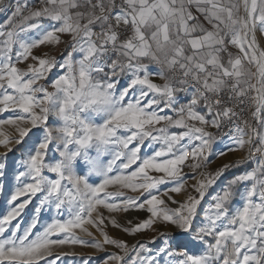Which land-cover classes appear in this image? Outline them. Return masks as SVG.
I'll list each match as a JSON object with an SVG mask.
<instances>
[{
	"label": "snow or ice",
	"instance_id": "snow-or-ice-1",
	"mask_svg": "<svg viewBox=\"0 0 264 264\" xmlns=\"http://www.w3.org/2000/svg\"><path fill=\"white\" fill-rule=\"evenodd\" d=\"M6 10L0 113L14 118L0 126L14 133L0 139V264H66L76 246L104 253L99 264H264V0H0ZM61 43L62 60L34 53ZM61 126L58 142L50 133ZM93 145L110 157L93 164L96 185L72 168ZM102 209L133 243L101 227Z\"/></svg>",
	"mask_w": 264,
	"mask_h": 264
},
{
	"label": "crops",
	"instance_id": "crops-1",
	"mask_svg": "<svg viewBox=\"0 0 264 264\" xmlns=\"http://www.w3.org/2000/svg\"><path fill=\"white\" fill-rule=\"evenodd\" d=\"M4 1L8 2L10 0H3V2ZM34 1L35 0H29V3H32ZM192 12H193L194 16L199 15L196 12L195 8L192 9ZM9 15H10V11L6 10L4 12H0V24H4V22L6 21V19H7V17ZM202 19L203 18L201 17V20ZM45 23H47V21H45ZM205 26H207V25H205ZM30 36H33V38H34V34H30ZM68 39H69V37L66 34L62 36V41H67ZM258 42H259L260 47L264 48V38H261L259 36V34H258ZM51 48H52V50L50 51V47L49 46H43L42 45L40 47V50L39 51L34 50V53L37 56L42 55V53H49L50 55L56 56V58L58 60H62L64 58V56H66L67 51H70V49H66L65 48V44L64 43H61V44L56 45V46H51ZM13 55H15V49H14ZM74 55L76 56V58H79L78 54H74ZM34 63L35 62L32 61L31 58H29L28 61L18 63V67L21 68L22 70H26V65H30V64H34ZM144 63L149 64V68H148L149 72H153L154 73L155 71H157L156 65L150 64L148 61H144ZM56 73H57V70L54 69L53 73L45 81V85H46V87H48V89L50 91L52 90L51 83L56 78ZM152 79H153V81L155 83H158V84H161V85L164 83V80L160 79L159 77L153 76ZM121 82L123 83L124 81L122 80ZM182 102H185V101H182ZM213 131H216V130L213 129ZM130 147H132V145H130ZM92 151H93L92 149H88V152L91 153ZM2 153L3 152L1 151L0 154H2ZM57 155H58V153H57ZM246 155H247V149L246 148L244 150L237 149L236 151L230 152V153L226 154L223 157H219V158L214 159L213 162L209 165V169H206V171L215 172L220 166L225 165V164H232V163H234L236 161L242 160ZM109 158H110L109 156L105 155L103 157L102 164H107ZM0 163H3V161L0 160ZM247 163H249V164H247V167H243V165L240 164L238 167L232 168L229 171H227V175H225V178H224L223 182L218 187H216L212 191L211 194H214L215 191L219 190L223 185H225L227 183V181L232 179L234 176L239 175L241 173H244L246 171H250L251 169H253L255 167V162L254 161H248ZM133 168H135V165L133 166ZM74 171H75L76 175L84 177L89 184L95 183V185H96V184L100 183L101 180H102V177L100 175H98L96 172H94V171L90 172L88 167L86 166V164L82 163L80 159H78L75 162ZM185 171H187V169H185ZM150 174L151 175H160L158 173H150ZM194 182L195 181H193V180H189L188 183L192 184ZM116 187L117 186H109L107 191H114V190H116ZM161 187L163 188L165 186H161ZM125 191L130 193V190H125ZM173 195L177 199H182L183 198V197L179 196L178 194H173ZM209 200H210V198H209ZM208 201H207V203H208ZM206 205H205V207H207Z\"/></svg>",
	"mask_w": 264,
	"mask_h": 264
},
{
	"label": "rangeland",
	"instance_id": "rangeland-1",
	"mask_svg": "<svg viewBox=\"0 0 264 264\" xmlns=\"http://www.w3.org/2000/svg\"><path fill=\"white\" fill-rule=\"evenodd\" d=\"M8 118H14L12 117L9 113H0V119H8ZM14 133V128L10 125H4V126H0V139H3L5 137L7 138H11L12 135ZM4 152L5 149L3 147V145H0V152ZM17 157L20 156V154H17L16 155ZM209 166V165H208ZM209 169V168H208ZM51 175V174H50ZM225 178V177H224ZM224 178H222L218 183L217 185L214 186L213 189L210 190V194L212 193V191L218 187L224 180ZM93 185H95V183H92ZM131 194V193H129ZM101 197L104 196L103 193L100 194ZM210 198V195L209 196H206L205 197V201L202 202L203 206L205 207V205L207 204V201L209 200ZM116 201H120V200H123V197H120V198H114ZM207 206V205H206ZM102 213H103V218H105V225H101V227H104L106 231L109 232V234L112 236V237H121L122 239L126 240L127 242L129 243H133L134 241L132 240V238L129 236V235H126L124 234L121 230H118L116 228H114L111 223H110V219L112 218V216L110 214H108L107 210L106 209H102L101 210ZM133 214H136V213H133ZM95 215V214H94ZM113 215H122V214H113ZM89 230H92L94 231V234L97 236L98 239H101L102 240V237H99V234L98 232H96V230L89 226ZM78 233H79V229L76 230ZM154 235V233L148 231L146 235H143V236H137V239L138 240H141V241H146L148 239L151 238V236ZM86 239H89L88 237H85ZM76 252L78 253L75 257L73 256H68L66 258V264H80V260H81V257L82 256H91L92 257V260H91V264H99V261H100V258L102 256H104V253H99L97 254L96 253V250L95 249H92V248H87V247H82V246H76Z\"/></svg>",
	"mask_w": 264,
	"mask_h": 264
},
{
	"label": "clouds",
	"instance_id": "clouds-1",
	"mask_svg": "<svg viewBox=\"0 0 264 264\" xmlns=\"http://www.w3.org/2000/svg\"><path fill=\"white\" fill-rule=\"evenodd\" d=\"M53 96L54 97L56 96L55 92H53ZM58 105H59L58 107H55L52 110L51 115H53L57 119H62L61 111H60V109L63 107L62 99L58 100ZM50 135L53 139H55L59 142L63 137L62 126L53 129V131H52V133H50ZM89 149H92L93 151L91 153L87 151V155L84 156L83 158H81L80 160L82 163L86 164V166L88 167L90 172H93V170H92L93 164L95 163L98 166L106 165V164H102L103 157L105 155L109 156V154L106 151H103L97 145H93ZM74 165H75V163H73V165H72L73 170H74Z\"/></svg>",
	"mask_w": 264,
	"mask_h": 264
},
{
	"label": "built area",
	"instance_id": "built-area-1",
	"mask_svg": "<svg viewBox=\"0 0 264 264\" xmlns=\"http://www.w3.org/2000/svg\"><path fill=\"white\" fill-rule=\"evenodd\" d=\"M16 2H17V0H10V1H8V2H5V1H4L3 4H4L5 6H12V7H14L15 4H16ZM21 2H23V1L21 0ZM35 2H36V0H35L34 2H32V3H30V5L34 4ZM7 11H10V10H7ZM25 14H26V13H25ZM244 118L251 120V115H250V113H246ZM253 123H254V122H253ZM229 129H230V126H225L223 129L220 130V131H221V134L229 132ZM225 139H227V137H225ZM253 155L256 156L255 153H253ZM208 168H209V166L207 167V169H208ZM224 177H225V174L221 177V179L224 178ZM221 179H220V180H221ZM220 180H219V181H220ZM219 181H218V182H219ZM218 182H217V183H218Z\"/></svg>",
	"mask_w": 264,
	"mask_h": 264
},
{
	"label": "trees",
	"instance_id": "trees-1",
	"mask_svg": "<svg viewBox=\"0 0 264 264\" xmlns=\"http://www.w3.org/2000/svg\"><path fill=\"white\" fill-rule=\"evenodd\" d=\"M17 154H20V153H16V155ZM10 156L12 155L11 153L9 154ZM247 164H249V163H243V164H241V165H243V167H247ZM225 175H227V172L225 173Z\"/></svg>",
	"mask_w": 264,
	"mask_h": 264
},
{
	"label": "bare ground",
	"instance_id": "bare-ground-1",
	"mask_svg": "<svg viewBox=\"0 0 264 264\" xmlns=\"http://www.w3.org/2000/svg\"><path fill=\"white\" fill-rule=\"evenodd\" d=\"M259 43V42H258ZM260 46V45H259Z\"/></svg>",
	"mask_w": 264,
	"mask_h": 264
}]
</instances>
